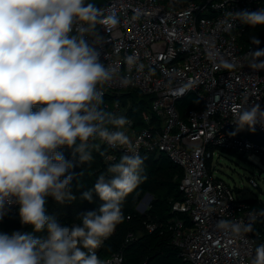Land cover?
<instances>
[{
    "label": "clouds",
    "instance_id": "obj_1",
    "mask_svg": "<svg viewBox=\"0 0 264 264\" xmlns=\"http://www.w3.org/2000/svg\"><path fill=\"white\" fill-rule=\"evenodd\" d=\"M228 15L264 28V8ZM98 23L108 28L119 20L86 0H0V220L6 205L18 203L20 223L33 230L0 233V264H105L96 250L123 222V201L147 179L144 158L124 154L98 176L93 190L81 194L91 203L94 191L102 201L97 210L71 226L46 213L48 197L60 204L76 201L70 170L91 165L99 145L90 141L113 148L131 143V120L102 107L104 85L115 69L100 60ZM235 117L240 129L264 125L259 104L237 109ZM62 147L72 149L71 160ZM249 215L264 217V209ZM217 226L253 230L250 223L228 220ZM42 231L43 238L33 235ZM252 264H264V243L256 246Z\"/></svg>",
    "mask_w": 264,
    "mask_h": 264
},
{
    "label": "built area",
    "instance_id": "obj_2",
    "mask_svg": "<svg viewBox=\"0 0 264 264\" xmlns=\"http://www.w3.org/2000/svg\"><path fill=\"white\" fill-rule=\"evenodd\" d=\"M100 8L105 16L119 20L115 27L96 25L102 37L100 60L115 69L113 80L104 85L102 107L132 122L126 127L130 146L113 148L102 142L110 150L108 166L124 154L165 152L183 170L179 184L183 198L173 202V209L186 212L191 225L178 217L146 219V229L167 236L191 264H252L256 246L264 243V217L249 214L264 208L252 207L238 196L235 187L214 175L207 160L216 150L235 151L264 170V143L236 131L234 123L237 109L259 104L264 111V36L243 45L239 37L247 25L228 15L257 11L264 8V1L105 0ZM127 57L133 58L131 63ZM224 60L234 67L225 69ZM131 88L152 96V111L161 118L160 124L144 111L145 125H140L124 113L120 99L105 98ZM189 92L195 93L200 106L190 107L182 117L176 102ZM255 129L264 131V125L258 123ZM256 175L249 176L255 187ZM148 199L149 195L138 202V213H146ZM6 209L15 213L19 204ZM219 220L250 223L253 230L237 233L230 226L218 227ZM135 237L129 232L125 242ZM123 253L120 248L98 257L105 264H123Z\"/></svg>",
    "mask_w": 264,
    "mask_h": 264
},
{
    "label": "trees",
    "instance_id": "obj_3",
    "mask_svg": "<svg viewBox=\"0 0 264 264\" xmlns=\"http://www.w3.org/2000/svg\"><path fill=\"white\" fill-rule=\"evenodd\" d=\"M86 3H94L96 6L101 7L104 5L105 0H86ZM262 36H264V28H251L247 25L245 31L239 37V42L247 46ZM105 98L111 101L116 100V98L120 99L127 110L124 113L136 119L140 125H145V122L141 119L142 112L144 111L151 114L157 124L161 123V118L157 117L154 111H152V96L144 94L135 88H131L124 93L108 94ZM176 104L182 117L185 116V112L190 107L200 106L194 92L187 93ZM37 107L34 106L33 111H36ZM235 130L248 135L254 141L264 143V131L256 129L252 131L247 126L243 129L237 127ZM90 143L99 145V149L93 151L94 159L91 165L77 163L70 170L73 174L70 187L72 193L77 197L76 201L60 204L51 197L47 198L45 205L46 213L49 216L55 217L58 222L65 226L79 223V217L82 214L97 210L102 203L94 191L91 203L80 199L83 192L94 189L98 176L106 173L109 167L106 157L110 150L107 145L99 139L90 141ZM59 151L63 153L66 159L71 160L73 158L71 148L62 147ZM230 152L236 153L235 151ZM139 156L144 158L142 175L146 176L147 179L138 185L123 201L122 211L124 213V220L117 225L111 238L106 240L104 249L98 256L104 257L109 252L121 248L124 252L123 264H191L180 256L179 248L172 244L167 236L160 234L158 230L148 231L144 224V220L146 219L166 221L169 218L178 217L185 221L186 226L191 225L190 216L186 212L174 210L172 206L175 200L183 198V192L179 187L183 170L165 152L160 150L143 152ZM119 160L115 163H118ZM65 175H68V173ZM147 192H152L154 197L146 213H138L135 207ZM247 201L250 202L252 207L264 208V200L261 198L252 197L247 199ZM128 215H130L129 218ZM16 224L21 228L22 232L33 231L31 226L20 223L19 211H17L15 213H7L0 220V233L11 234L16 231ZM129 232H133L136 237L132 241L125 242V237ZM33 235L43 237L41 236V232L33 233Z\"/></svg>",
    "mask_w": 264,
    "mask_h": 264
},
{
    "label": "rangeland",
    "instance_id": "obj_4",
    "mask_svg": "<svg viewBox=\"0 0 264 264\" xmlns=\"http://www.w3.org/2000/svg\"><path fill=\"white\" fill-rule=\"evenodd\" d=\"M207 163L214 175L222 178L231 187H235L238 196L247 199L260 197L264 200V170L257 163L238 153L226 150H216ZM253 174H257L255 176L259 183L257 187L249 182V176ZM15 228L16 231H22L17 224ZM41 236L45 237L46 231H42Z\"/></svg>",
    "mask_w": 264,
    "mask_h": 264
},
{
    "label": "water",
    "instance_id": "obj_5",
    "mask_svg": "<svg viewBox=\"0 0 264 264\" xmlns=\"http://www.w3.org/2000/svg\"><path fill=\"white\" fill-rule=\"evenodd\" d=\"M147 195H148V193H146V194L143 196V198H145ZM152 196H153V195L150 194L148 201L152 199Z\"/></svg>",
    "mask_w": 264,
    "mask_h": 264
},
{
    "label": "crops",
    "instance_id": "obj_6",
    "mask_svg": "<svg viewBox=\"0 0 264 264\" xmlns=\"http://www.w3.org/2000/svg\"><path fill=\"white\" fill-rule=\"evenodd\" d=\"M148 194H152L153 196H152V198L154 197V194L151 192H147ZM146 194V193H145ZM258 198H260V197H258ZM152 200V199H151Z\"/></svg>",
    "mask_w": 264,
    "mask_h": 264
}]
</instances>
